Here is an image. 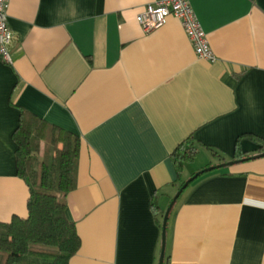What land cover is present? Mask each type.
<instances>
[{
    "label": "crops",
    "instance_id": "0c3cea01",
    "mask_svg": "<svg viewBox=\"0 0 264 264\" xmlns=\"http://www.w3.org/2000/svg\"><path fill=\"white\" fill-rule=\"evenodd\" d=\"M158 1L8 0L0 223L27 217L13 138L23 111L79 140L65 198L80 239L70 264H158L179 182L233 161L182 192L163 264H264V157L249 159L264 153V0H188L213 63L197 58L174 17L139 27ZM188 140L197 154L178 172L172 153ZM52 154L40 143L41 161Z\"/></svg>",
    "mask_w": 264,
    "mask_h": 264
},
{
    "label": "trees",
    "instance_id": "16d2710c",
    "mask_svg": "<svg viewBox=\"0 0 264 264\" xmlns=\"http://www.w3.org/2000/svg\"><path fill=\"white\" fill-rule=\"evenodd\" d=\"M13 138L17 145V174L29 191L27 217L0 223V264H70L80 239L66 219L65 198L76 186L79 140L23 111ZM42 142L48 154L53 151L50 162L38 158ZM196 154L189 140L178 146L172 153L176 170L189 165ZM184 182H179L178 187ZM152 207L157 214V208Z\"/></svg>",
    "mask_w": 264,
    "mask_h": 264
},
{
    "label": "built area",
    "instance_id": "2783aa9c",
    "mask_svg": "<svg viewBox=\"0 0 264 264\" xmlns=\"http://www.w3.org/2000/svg\"><path fill=\"white\" fill-rule=\"evenodd\" d=\"M7 9L8 0H0V60L11 64L9 46L13 35L7 26ZM168 17L179 21L197 58L209 63L215 62L207 36L188 0H160L156 4L146 6L135 20L144 32H150L161 28Z\"/></svg>",
    "mask_w": 264,
    "mask_h": 264
},
{
    "label": "water",
    "instance_id": "95a60500",
    "mask_svg": "<svg viewBox=\"0 0 264 264\" xmlns=\"http://www.w3.org/2000/svg\"><path fill=\"white\" fill-rule=\"evenodd\" d=\"M263 157H264V153L259 154L257 156H253V157H251L249 159L250 160H256V159L263 158ZM242 161H244V160H242ZM240 162L241 161H233V162H229V163L222 164V165H219V166H213V167L205 168V169L201 170L200 172H197L196 174H194L191 178H189L186 182H184V184L179 188V190L177 191V193L175 194V196L172 198L171 202L169 203V205H168V207H167V209H166V211L164 213V216H163L162 228H161V250H160V256H159L158 264H163L164 263L167 221H168L170 212L172 211V208L174 207L176 201L178 200V198L180 197L182 192L189 186L190 183H192L199 176H201V175H203L205 173L212 172L214 170H218L220 168H224V167L235 165V164L240 163Z\"/></svg>",
    "mask_w": 264,
    "mask_h": 264
}]
</instances>
